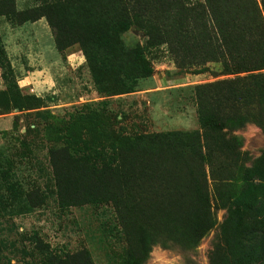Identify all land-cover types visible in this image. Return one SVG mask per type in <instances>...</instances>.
<instances>
[{
  "label": "rangeland",
  "instance_id": "rangeland-1",
  "mask_svg": "<svg viewBox=\"0 0 264 264\" xmlns=\"http://www.w3.org/2000/svg\"><path fill=\"white\" fill-rule=\"evenodd\" d=\"M43 1L15 0V6L26 11ZM155 3L150 1L152 8ZM147 40L135 25L121 35L126 48L146 57L153 74L137 80L133 93L107 96L95 85L84 55L81 65L76 55L67 69L46 66L57 55L46 22L19 25L13 17L0 16V94L9 89L8 74L21 96L38 99V108L29 111L0 106V264H40L45 253L65 256L81 251L89 253L94 264H219L228 250L223 231L234 236L233 252L247 231L254 232L250 236L258 243L252 251L264 252V234L234 207L235 198L245 191L244 171L264 169V132L257 125L259 112L264 113L261 105L244 108V123L228 131L225 141L239 149L238 161L216 153L211 165L199 169L191 163L180 171L178 185L167 170L155 169V183L144 184L154 209L146 207V217L134 216L128 231L111 203L59 204L50 151L63 147L64 127L72 125L73 137L80 135L82 141L96 138L106 143L82 112H106L112 119L104 127L119 135L198 131L195 88L232 78L221 72L214 57L206 59L210 73L180 69L168 45L147 48ZM70 50L82 53L78 45ZM67 52L60 53L63 59ZM26 77H32L36 92L25 87ZM221 165L227 171H220ZM224 175L231 179L218 177ZM260 183L258 177L251 181L254 189ZM32 192L42 197L41 206L28 204ZM167 201L172 214L162 217L155 208L165 207ZM190 219L199 222V232L192 231Z\"/></svg>",
  "mask_w": 264,
  "mask_h": 264
},
{
  "label": "trees",
  "instance_id": "trees-1",
  "mask_svg": "<svg viewBox=\"0 0 264 264\" xmlns=\"http://www.w3.org/2000/svg\"><path fill=\"white\" fill-rule=\"evenodd\" d=\"M150 1L44 0L40 6L19 12L15 0H0V16L13 17L19 25L45 20L59 53L78 45L95 85L107 96L133 93L137 80L153 74L146 57L137 56L121 41V35L134 25L148 37L147 48L168 45L178 68L210 73L206 59L214 57L221 72L232 76L195 88L198 131L119 135L112 127H104V122L112 119L110 115L91 109L82 114L95 132L104 136L107 147L96 138L90 142L82 141L80 135L75 138L72 125L64 127L63 147L50 151L59 204L111 203L127 231L134 216L144 215L146 207L150 212L154 209L144 184L151 187L155 183V169L167 170L173 184L178 185L180 171L191 163L199 164V169L211 165L216 153L238 161L239 149L225 141L228 131L244 123V108L264 106V0H153V8ZM7 77L9 89L0 94V106L19 111L37 109L38 99L21 96L18 86ZM259 114L257 125L264 132V113ZM219 170L227 168L221 165ZM218 177L231 179L230 175ZM256 177L261 183L254 189L251 181ZM244 180L245 191L235 198L234 207L264 234V169H246ZM27 197L32 208L43 204L36 192ZM155 210L162 217L172 214L169 202ZM190 225L192 231L199 232L198 221L190 219ZM253 233L245 232L233 252L230 243L234 236L223 231L228 250L219 264H264V252L257 255L252 251L258 245L250 236ZM40 264L94 263L89 253L81 251L65 256L45 253Z\"/></svg>",
  "mask_w": 264,
  "mask_h": 264
},
{
  "label": "crops",
  "instance_id": "crops-1",
  "mask_svg": "<svg viewBox=\"0 0 264 264\" xmlns=\"http://www.w3.org/2000/svg\"><path fill=\"white\" fill-rule=\"evenodd\" d=\"M42 22H46L45 20H41V21H39V22H37V23H42ZM37 23H34V24H37ZM54 47H55V49H56V46H55V43H54ZM56 51H57V55L56 54H54V58H51L50 60H49V63H48V65H46V66H48V67H57V66H59V67H61V70L62 69H67V67H68V65H69V63L71 62V61H75L76 59H73L72 57L73 56H76L77 55V59L78 60H76V61H79V65H81L82 63H83V61H82V58L84 59V57H83V54L82 53H77V51H75V50H70V51H68L67 52V54H66V59H63V57H62V55L58 52V50L56 49ZM67 66V67H66ZM41 73H43V74H45V72L44 71H40ZM31 78L32 77H26V79H25V81L23 80V82H24V85H26L25 87H30L32 90H33V92H36L37 90V88H38V86H35V87H32L31 86V83H30V80H31ZM54 79H56V77H53V81H54ZM27 82V83H26ZM39 83V82H38ZM54 86V84L52 83L51 84V87H53ZM55 87V86H54ZM40 93V92H39Z\"/></svg>",
  "mask_w": 264,
  "mask_h": 264
}]
</instances>
